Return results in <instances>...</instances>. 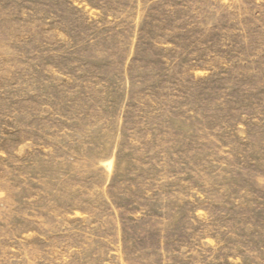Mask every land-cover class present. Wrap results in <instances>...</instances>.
<instances>
[{
  "label": "rangeland",
  "instance_id": "obj_1",
  "mask_svg": "<svg viewBox=\"0 0 264 264\" xmlns=\"http://www.w3.org/2000/svg\"><path fill=\"white\" fill-rule=\"evenodd\" d=\"M0 264H264V0H0Z\"/></svg>",
  "mask_w": 264,
  "mask_h": 264
}]
</instances>
